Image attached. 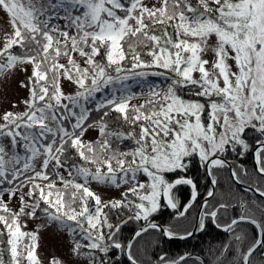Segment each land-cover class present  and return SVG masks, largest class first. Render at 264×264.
Returning a JSON list of instances; mask_svg holds the SVG:
<instances>
[{"label":"snow or ice","instance_id":"obj_1","mask_svg":"<svg viewBox=\"0 0 264 264\" xmlns=\"http://www.w3.org/2000/svg\"><path fill=\"white\" fill-rule=\"evenodd\" d=\"M0 11L11 25L0 42V79L32 69L24 111L0 115V264H41L37 233L21 224L38 211L87 241L76 240L72 252L89 264H105L97 253L114 249L140 264L133 240L160 229L150 217L162 200L178 209V185L191 186L193 201L198 196L193 179L178 175L170 182L168 174L186 173L198 158L213 175L226 166L221 154L249 150L250 131L257 134L256 170L264 177V0H156L151 6L145 0H0ZM209 49L215 54L210 68L203 58ZM62 79L76 85L74 93L62 90ZM93 112L98 119H91ZM90 128L98 132L95 140L84 139ZM231 176L242 182L237 168ZM93 182L123 188L120 198L103 201ZM255 191L264 197V189ZM5 194L18 196V210L9 208ZM241 207L237 218L216 223L234 235L215 264H252L264 249V218ZM227 208L200 214L199 228ZM113 210L129 215L113 224ZM130 221L140 223L125 244L119 234ZM242 224L255 226L257 235L237 232ZM162 234L176 235L170 227ZM180 261L185 257H159V264Z\"/></svg>","mask_w":264,"mask_h":264},{"label":"trees","instance_id":"obj_2","mask_svg":"<svg viewBox=\"0 0 264 264\" xmlns=\"http://www.w3.org/2000/svg\"><path fill=\"white\" fill-rule=\"evenodd\" d=\"M149 79L162 85L166 83L164 77H149ZM135 90L140 91V89ZM183 95L187 97L186 92L183 93ZM141 102H143L141 99L133 100V103ZM98 118L99 114L93 112L91 119L95 120ZM111 122L115 124V114H113ZM256 136L257 134L254 132L250 131L248 133L250 148L244 155L241 156L232 151L225 152L221 155L227 158L234 168H237L243 183L254 186L255 188L261 187L264 189V177L257 173L251 160V148L256 140ZM95 139L96 138L92 140ZM178 175L191 178L197 184L198 196L196 200L193 201L191 198L192 189L190 185H178L173 190L178 203V209L167 207V202L162 200V206L159 211L150 217L151 221L158 222L163 228L170 227L176 233L175 236L186 234L191 230L195 220V214L200 204L199 202L210 190V184L204 172V166L199 162L198 158L192 161L186 173L168 174L167 179H169L170 182H174V180L178 178ZM213 176L216 179L215 192L207 201L209 207L205 208L204 206L202 213L212 210L214 206H218L219 204L228 205L227 211L221 210L216 222H212L206 217V227L201 230L198 226L197 233L191 238L166 239L163 237L160 230L150 229L149 232L143 234L142 237L133 240L132 251L140 264H159V257L161 256H165L167 259H174L186 252L199 253L206 259L208 264H215L220 249L223 245L232 242L234 235L233 232L224 231L223 227L218 228L216 223L224 225L229 223L230 219L237 218L241 212L244 211L241 207L242 204L251 210L247 213L248 215H252L258 220L264 218V211H262L261 208V206H264V198L237 186L232 181L226 166L215 169L212 177ZM188 205L191 206L188 207L185 215L179 217L178 211H183ZM37 215L40 216L45 214L38 211ZM128 215L129 213L126 210L120 213H116L115 210H113L109 218L113 224H119L121 221L126 220ZM139 223L140 222L130 221L126 225H122L119 234L122 243H126L133 230L139 226ZM240 228H243L250 238L256 236L258 233L255 226L250 224H242L236 228V231H240ZM24 231L32 232L30 229H25ZM262 253H264V249H258L257 252L254 253L252 264H262L260 260ZM97 256L103 258L105 264H130V261L124 256L121 250L114 249L110 251L108 256H104L103 253H97ZM7 259L8 256L7 253H5V260ZM179 264H202V262L198 258H187Z\"/></svg>","mask_w":264,"mask_h":264},{"label":"rangeland","instance_id":"obj_3","mask_svg":"<svg viewBox=\"0 0 264 264\" xmlns=\"http://www.w3.org/2000/svg\"><path fill=\"white\" fill-rule=\"evenodd\" d=\"M145 2L149 4V6H151L153 3L156 2V0H145ZM10 32H11V25L9 22V17L5 12L0 11V42H2L5 39L6 34ZM211 43L214 44V38ZM214 55L215 54L213 51H211V49H209L207 52L203 54V58L209 61V65L207 66L209 68L211 67V62L214 59ZM61 63H66V59L61 60ZM229 63H233V62L229 61ZM31 71H32L31 66H27V71L20 69L11 73L7 77L0 79V115H2L6 111H13V112L24 111L25 109L24 101L29 98L30 85L28 82V76L31 74ZM22 82L23 84L28 85V87H23ZM61 87L66 94H72L76 90V85L65 79L61 80ZM97 135L98 132L95 129L90 128L85 132L84 139L92 140L96 138ZM4 143L7 144L8 141L5 140ZM39 163L40 161L38 160L36 162L37 167H39ZM60 171L63 172L65 176H67V172H65L64 169H61ZM3 187L4 186H0V188ZM91 188L94 192H96L98 195L101 196L103 201L119 199L121 191L123 190V188L116 189L115 187L99 185L95 182L91 184ZM22 191L26 192L27 188L26 187L23 188ZM207 194L208 193H206L203 196V198L200 200L199 202L200 204ZM4 199L8 203L9 208H11L12 210L15 211L19 209L20 201L18 196L11 197L5 194ZM209 199L210 198H208L207 201ZM203 206H205V203ZM195 218H196V214H195ZM21 224L24 225L23 230L30 229L32 232L37 233L38 235L37 254L41 261V264H49L50 260L54 257L61 260L62 264H89V260L87 256L85 255L78 256L72 252V248L76 240H80L81 243H87V241L82 240L79 235L74 236L72 233L67 231V229H65L59 222L49 220L46 215H40V216L36 215V217L34 218H30L27 216L22 217ZM198 226L199 223L197 225V229ZM87 251H88L87 249H82V252H87ZM126 258L128 259V257ZM191 258H195V257H191ZM174 259H169V260H174Z\"/></svg>","mask_w":264,"mask_h":264},{"label":"water","instance_id":"obj_4","mask_svg":"<svg viewBox=\"0 0 264 264\" xmlns=\"http://www.w3.org/2000/svg\"><path fill=\"white\" fill-rule=\"evenodd\" d=\"M254 147H255V145H254ZM253 147V148H254ZM221 158L222 159H224L225 161H226V166H227V168H228V171H229V174H230V177H231V179H232V181L237 185V186H239L241 189H243V190H246V191H250V192H254V193H256L257 195H259V193H257L256 191H255V187H253V186H250V185H246V184H244V183H242V182H237V181H235L233 178H232V176H231V169L232 168H234L233 166H232V164H231V162L228 160V159H226L225 157H222L221 156ZM252 161H253V165H254V168H255V170L257 169V165H256V161H255V157H254V151H253V149H252ZM206 170V169H205ZM257 171V170H256ZM206 174H207V177H208V179L210 180V183H211V177H210V175L207 173V171H206ZM214 190H215V184H212L211 183V189H210V191H212L213 193H214ZM260 196V195H259ZM209 198V196H208V194L204 197V199L202 200V202H201V204H200V206H199V208H198V210H197V213H196V218H195V223H194V225H193V227H192V229H191V235L189 236V235H187V234H183V235H177V236H174V237H167V236H165V235H163V237H165L166 239H186V238H190V237H192V236H194L196 233H197V225H198V223H199V216H200V213H201V210H202V207H203V205H204V203H205V201H207V199ZM152 222H154V223H156L157 225H159L160 226V232L162 233V230H163V227L161 226V224H159L158 222H156V221H152ZM138 228V227H137ZM136 228V229H137ZM133 235H134V231L132 232V234L129 236V238L127 239V241H126V243L128 242V240L129 239H131L132 237H133ZM125 243V244H126ZM124 252V254H125V256L127 257V253H126V251H123ZM181 256H184L185 257V259H187V258H191V257H195V258H198L201 262H202V264H207V261L203 258V256L201 255V254H199V253H196V252H186V253H184V254H182ZM174 260H177V261H179V257L178 258H176V259H174ZM182 261H180L179 263H181Z\"/></svg>","mask_w":264,"mask_h":264},{"label":"bare ground","instance_id":"obj_5","mask_svg":"<svg viewBox=\"0 0 264 264\" xmlns=\"http://www.w3.org/2000/svg\"><path fill=\"white\" fill-rule=\"evenodd\" d=\"M254 145H255V142H254V144H253V146H252V148H251V160H252V149H253V147H254ZM223 157V156H222ZM252 164H253V161H252ZM254 166V165H253ZM227 167V166H226ZM228 169V168H227ZM204 172H205V174H206V170H205V167H204ZM206 176H207V174H206ZM210 177H211V179L213 178L212 177V175H210ZM207 180L209 181V184H210V189H211V183H210V180L208 179V177H207ZM254 187V186H253ZM210 191V190H209ZM214 192H215V190H214ZM248 192H250V191H248ZM251 193H254V192H251ZM214 194V193H213ZM254 194H256V193H254ZM257 195V194H256ZM257 196H259V195H257ZM260 197V196H259ZM209 198H211V197H209ZM262 198H264V197H262ZM199 208V207H198ZM203 208H204V206L202 207V210H203ZM198 210V209H197ZM202 210H201V213H202ZM200 213V214H201ZM191 238V237H190Z\"/></svg>","mask_w":264,"mask_h":264}]
</instances>
